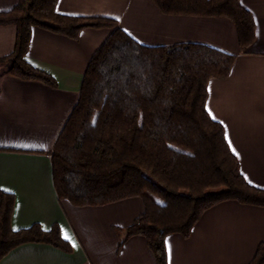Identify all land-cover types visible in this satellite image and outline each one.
Segmentation results:
<instances>
[{"label": "trees", "instance_id": "1", "mask_svg": "<svg viewBox=\"0 0 264 264\" xmlns=\"http://www.w3.org/2000/svg\"><path fill=\"white\" fill-rule=\"evenodd\" d=\"M58 0H19L0 12V26L16 28L13 51L0 59L9 74L55 86L26 55L31 30L70 38L85 28H109L93 55L78 101L58 136L51 161L59 198L99 206L141 198L143 212L124 238L143 236L157 264H167L165 239L188 237L208 209L225 201L264 207V188L244 178L222 123L206 107L211 79L229 76L236 56L199 43L146 46L116 19L58 13ZM168 15L222 16L236 26L241 51L256 37L251 13L240 0H153ZM14 195L0 192V259L24 243L70 252L57 224L13 229ZM123 242V241H121ZM249 264H264V241Z\"/></svg>", "mask_w": 264, "mask_h": 264}, {"label": "crops", "instance_id": "2", "mask_svg": "<svg viewBox=\"0 0 264 264\" xmlns=\"http://www.w3.org/2000/svg\"><path fill=\"white\" fill-rule=\"evenodd\" d=\"M18 2L0 0V12ZM240 2L256 27L255 41L244 52L230 19L168 15L153 0H58L56 10L116 19L146 46L199 43L236 56L228 77L208 82L206 107L224 126L244 178L264 188V0ZM111 33L109 28H85L73 39L33 27L26 60L50 74L55 86L0 70V192L14 195L11 226L40 224L49 230L57 224L62 237L67 232L78 245L67 240L72 247L67 252L24 243L0 264H157L143 236L124 238L117 231L143 212L142 199L76 206L59 198L54 185V144L78 101L93 55ZM15 36V26H0V59L13 51ZM263 241L264 207L225 201L203 213L188 237H166L167 264H249Z\"/></svg>", "mask_w": 264, "mask_h": 264}, {"label": "snow or ice", "instance_id": "3", "mask_svg": "<svg viewBox=\"0 0 264 264\" xmlns=\"http://www.w3.org/2000/svg\"><path fill=\"white\" fill-rule=\"evenodd\" d=\"M213 118H215V117H213ZM225 138L227 139L228 137H227V133H226V135H225ZM229 146L231 147V143H229ZM64 239H66V240H69L71 243H72V246L73 247H78V245H77V243L75 242V240L70 236V234H68L67 232H65V234H64Z\"/></svg>", "mask_w": 264, "mask_h": 264}, {"label": "rangeland", "instance_id": "4", "mask_svg": "<svg viewBox=\"0 0 264 264\" xmlns=\"http://www.w3.org/2000/svg\"><path fill=\"white\" fill-rule=\"evenodd\" d=\"M3 69H6V67L4 66V67H2L0 70H3ZM138 198V197H137ZM141 199V198H140Z\"/></svg>", "mask_w": 264, "mask_h": 264}]
</instances>
